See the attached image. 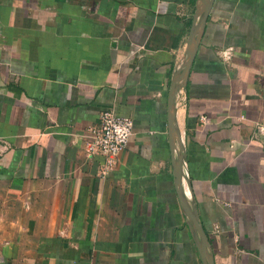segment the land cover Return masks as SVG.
Segmentation results:
<instances>
[{
    "label": "crops",
    "instance_id": "obj_1",
    "mask_svg": "<svg viewBox=\"0 0 264 264\" xmlns=\"http://www.w3.org/2000/svg\"><path fill=\"white\" fill-rule=\"evenodd\" d=\"M0 0V264H264V0ZM132 122L115 167L84 154ZM180 161L175 185L174 164Z\"/></svg>",
    "mask_w": 264,
    "mask_h": 264
},
{
    "label": "built area",
    "instance_id": "obj_2",
    "mask_svg": "<svg viewBox=\"0 0 264 264\" xmlns=\"http://www.w3.org/2000/svg\"><path fill=\"white\" fill-rule=\"evenodd\" d=\"M259 129L264 131V128ZM131 134V120L119 116L109 108L100 112L97 121L86 128L83 137L84 154L87 159L94 156L103 159L101 176L115 167L117 157L127 145Z\"/></svg>",
    "mask_w": 264,
    "mask_h": 264
},
{
    "label": "water",
    "instance_id": "obj_3",
    "mask_svg": "<svg viewBox=\"0 0 264 264\" xmlns=\"http://www.w3.org/2000/svg\"><path fill=\"white\" fill-rule=\"evenodd\" d=\"M209 2L210 0H199V7L198 10L195 12L194 21L197 19V22L192 26L191 32L189 34V40L188 45L186 47V50L184 52L183 60L180 64V66L177 68L174 77L172 79V82L169 87V94H168V106L171 107L172 101L177 94V92L183 87L184 80L187 76L191 59L193 56V47L196 43L195 33L196 29L201 28L203 22L205 21V18L208 13L209 9ZM174 176H175V185H177L179 181L180 176V161L179 159L176 160L174 164ZM182 210L189 221L190 225L193 227V229L196 231V233L199 236L200 240V247L199 250L202 254V261H204V264H212V261L208 259L207 261L204 260L205 253L204 248L206 246L205 241V235L200 227V225L197 223L195 217L191 214V212L182 204Z\"/></svg>",
    "mask_w": 264,
    "mask_h": 264
}]
</instances>
